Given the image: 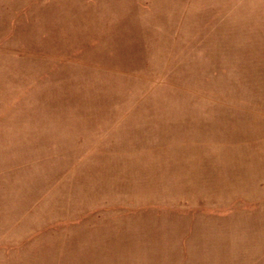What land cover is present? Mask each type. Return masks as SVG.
<instances>
[{
    "label": "rangeland",
    "instance_id": "374dc122",
    "mask_svg": "<svg viewBox=\"0 0 264 264\" xmlns=\"http://www.w3.org/2000/svg\"><path fill=\"white\" fill-rule=\"evenodd\" d=\"M0 264H264V0H0Z\"/></svg>",
    "mask_w": 264,
    "mask_h": 264
}]
</instances>
